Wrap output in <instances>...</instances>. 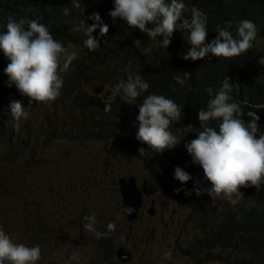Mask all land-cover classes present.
Here are the masks:
<instances>
[{
	"label": "clouds",
	"instance_id": "clouds-1",
	"mask_svg": "<svg viewBox=\"0 0 264 264\" xmlns=\"http://www.w3.org/2000/svg\"><path fill=\"white\" fill-rule=\"evenodd\" d=\"M24 3L30 5L23 8ZM51 6L57 10L47 16ZM263 28L264 6L256 0H0V183L20 164L32 159L34 165L40 144L49 149L60 142L67 148L82 138L104 141L106 147L125 143L127 154L149 172L153 188L204 201L202 210L213 209L205 212L240 208L241 216L261 229L264 195L252 192L264 185V127L256 111L243 118L245 111L234 96L244 83L264 80V53H253L264 52ZM113 30H121L122 37L113 38ZM177 43L185 61L199 63L215 55L233 62L230 74L212 78L188 107L155 89L145 72L148 62L169 54ZM128 68L133 70L123 72ZM189 74L179 69L173 80L197 88ZM64 101L69 124L56 126L49 135L42 122L59 117ZM85 116L91 117L88 124L80 118ZM29 122H37L41 131L25 132ZM19 142L24 153L11 160L7 152ZM165 149L172 161L167 187L158 185L142 163L163 160ZM123 176L136 177L143 192L138 215L127 216L134 222L145 214L149 184L142 187L134 173L118 179ZM115 190L121 194L119 184ZM149 201L147 213L154 216L155 201ZM119 203L123 206L122 194ZM134 210L125 207V215ZM83 220V229L94 235L90 263L99 256L98 240L117 224L110 220L97 226L95 213ZM200 223L202 233L196 238L204 235ZM49 242L48 237L42 242L44 250ZM188 244L180 245L187 256L183 264ZM115 246L121 262L117 252L124 248ZM130 252L124 260L128 264ZM162 255L171 258L170 251ZM40 257L39 244H26L0 226V264H37ZM71 259H77L75 254Z\"/></svg>",
	"mask_w": 264,
	"mask_h": 264
},
{
	"label": "rangeland",
	"instance_id": "rangeland-1",
	"mask_svg": "<svg viewBox=\"0 0 264 264\" xmlns=\"http://www.w3.org/2000/svg\"><path fill=\"white\" fill-rule=\"evenodd\" d=\"M65 101L59 117L43 120L47 134L56 126L69 124L71 117L66 119ZM80 118L87 124L91 121L89 116ZM24 129L31 133L41 131L37 122H29ZM100 148L103 151L106 148L104 141L86 138L70 143L67 148L60 142L49 149L40 144L41 154L36 156L34 168H16L0 183V226L26 244H39L41 257L37 264H88L93 255L94 235L83 229V217L95 213L97 226L110 220L117 224L115 242L118 248H124L123 253L132 251V264H146L150 260L166 264L186 262L180 245L202 233L200 220L191 214L189 204L153 188L149 172L133 155L127 154L123 163L115 166L122 167L121 175L134 173L142 187L146 182L149 184L147 195L155 201L157 211L149 216L147 200L143 207L145 214L134 222L127 220L119 203L121 194L115 190L118 181L113 184L110 179V165L117 159L78 166L94 160ZM28 157L29 152L22 160ZM47 237L50 242L44 250L42 242ZM165 251H170L171 258L163 257ZM73 254L77 259H71Z\"/></svg>",
	"mask_w": 264,
	"mask_h": 264
},
{
	"label": "trees",
	"instance_id": "trees-1",
	"mask_svg": "<svg viewBox=\"0 0 264 264\" xmlns=\"http://www.w3.org/2000/svg\"><path fill=\"white\" fill-rule=\"evenodd\" d=\"M260 3L264 6V0H260ZM120 32L121 30H113V38H121ZM137 34V32L130 33V36ZM182 48V45L177 43L169 54L161 53L158 57H154L146 64L145 72L149 75L155 89L168 93L166 94L168 96H176L185 107H188L192 98H197L202 87L212 78L230 74L233 62L225 61L214 55V58L209 60L192 63L181 57ZM179 69H187L190 72V78L197 88H187L173 80V74L177 73ZM234 99L241 104L245 111L243 118H249L246 114L247 111H256L261 119L264 118V80L244 83L242 90L235 93ZM260 124L264 127V122H260ZM23 147V142H19L14 148L8 150L9 158L13 160L23 155ZM127 152V144L115 143L107 146L104 151L100 148L99 153H95L94 160L81 162L78 166L96 161L110 163L111 159H117L112 162L113 165H110V179L113 184H116L123 170L122 167H116L115 164L123 163L124 159L122 158L127 156ZM174 152L178 157L182 156L181 149L176 148ZM142 163L150 171L158 185L168 186L169 179L166 172L171 167L168 160L165 158L160 161L142 159ZM16 168L24 170L25 168H34L32 159ZM145 197L146 200L149 198L147 193ZM183 199L188 201L191 214L202 221L204 230L202 237L190 241L185 246L184 251L188 255L187 264H207L210 261H216L217 264H264V226L261 229H255V223L241 216L240 208L205 212L213 209L202 210L204 201L199 202L190 195ZM115 229L110 235L103 236L98 240L99 256H95L88 264L119 263L115 258L116 246L113 234Z\"/></svg>",
	"mask_w": 264,
	"mask_h": 264
},
{
	"label": "water",
	"instance_id": "water-1",
	"mask_svg": "<svg viewBox=\"0 0 264 264\" xmlns=\"http://www.w3.org/2000/svg\"><path fill=\"white\" fill-rule=\"evenodd\" d=\"M118 184L120 186L122 199H123V207L131 205L135 210L131 214H127L129 219L135 218L138 213L139 209L143 204V192L141 188L137 184L136 177L134 176H128V177H120L118 180ZM153 211V208H150V212ZM126 212V211H125ZM127 256L124 255L123 249L119 248L117 252V256L119 260L124 261L127 257V259L130 258L131 252H126Z\"/></svg>",
	"mask_w": 264,
	"mask_h": 264
},
{
	"label": "bare ground",
	"instance_id": "bare-ground-1",
	"mask_svg": "<svg viewBox=\"0 0 264 264\" xmlns=\"http://www.w3.org/2000/svg\"><path fill=\"white\" fill-rule=\"evenodd\" d=\"M256 1H260V0H256ZM185 2H187V1H185ZM28 5H30L29 3H24L23 5H22V7L23 8H26ZM52 10L53 11H56L57 9H56V7H53V6H51L49 9H48V11H47V16H48V14H50L51 12H52ZM7 22H5L4 24H6ZM46 23H48V25L50 26H52L53 25V22L51 23V21H47L46 20ZM254 53V55H260V54H263L264 52H262V51H255V52H253ZM133 69H130V68H128V69H126V70H124L123 72H130V71H132ZM194 107H196V106H198V104H195V105H193ZM181 109V108H180ZM98 110H110V109H98ZM129 114H131V113H124V115L125 116H127V115H129ZM260 122H264V118H262L261 120H260ZM124 127L125 128H128V129H132V130H136L137 131V129L136 128H133L132 126H129V125H124ZM18 130H20V128L18 129ZM261 131L260 130H258V134L260 133ZM151 155H154V154H152V153H150ZM163 157L166 159V160H168L171 164H172V161H171V156H170V154H169V152L167 151V149H165V153L163 154ZM0 177H1V179L3 180L4 179V175H3V172H0ZM263 192H264V185H262L261 186V190L260 191H257L256 189L255 190H253V192H252V194L253 195H259L260 197L263 195ZM248 220V219H247Z\"/></svg>",
	"mask_w": 264,
	"mask_h": 264
}]
</instances>
